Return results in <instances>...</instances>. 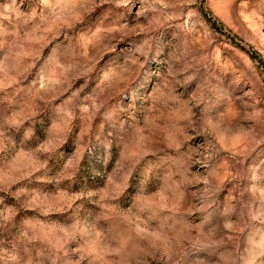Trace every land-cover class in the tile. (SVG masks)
Listing matches in <instances>:
<instances>
[{"label": "rangeland", "instance_id": "374dc122", "mask_svg": "<svg viewBox=\"0 0 264 264\" xmlns=\"http://www.w3.org/2000/svg\"><path fill=\"white\" fill-rule=\"evenodd\" d=\"M0 264H264V0H0Z\"/></svg>", "mask_w": 264, "mask_h": 264}]
</instances>
